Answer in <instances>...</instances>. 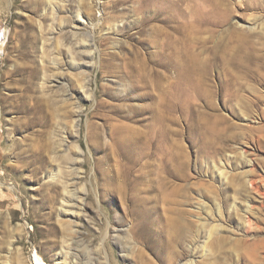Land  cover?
Instances as JSON below:
<instances>
[{
  "label": "rangeland",
  "instance_id": "374dc122",
  "mask_svg": "<svg viewBox=\"0 0 264 264\" xmlns=\"http://www.w3.org/2000/svg\"><path fill=\"white\" fill-rule=\"evenodd\" d=\"M36 257L264 264V0H0V264Z\"/></svg>",
  "mask_w": 264,
  "mask_h": 264
},
{
  "label": "bare ground",
  "instance_id": "6f19581e",
  "mask_svg": "<svg viewBox=\"0 0 264 264\" xmlns=\"http://www.w3.org/2000/svg\"><path fill=\"white\" fill-rule=\"evenodd\" d=\"M88 15V14H87ZM79 17V22H76V26L77 27H82L83 25H86V23H89V22H91L92 20H91V18L89 17V16H84V14H82V13H79V15H78ZM81 19H83V21L81 20ZM79 207V206H78ZM81 207H83V206H81ZM83 209V208H82ZM35 262L36 263H34V264H43V263H40V260L39 259H37V257H36V259H35Z\"/></svg>",
  "mask_w": 264,
  "mask_h": 264
}]
</instances>
